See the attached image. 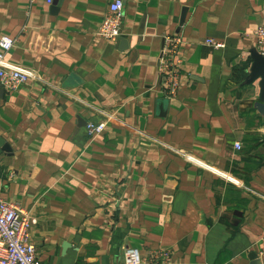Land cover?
I'll use <instances>...</instances> for the list:
<instances>
[{
	"label": "crops",
	"instance_id": "obj_1",
	"mask_svg": "<svg viewBox=\"0 0 264 264\" xmlns=\"http://www.w3.org/2000/svg\"><path fill=\"white\" fill-rule=\"evenodd\" d=\"M115 1L0 0L6 59L37 73L0 84V197L29 213L42 264H121L129 247L264 264V101L249 83L264 0H122L111 41L96 33ZM177 35L169 100L160 58Z\"/></svg>",
	"mask_w": 264,
	"mask_h": 264
},
{
	"label": "built area",
	"instance_id": "obj_2",
	"mask_svg": "<svg viewBox=\"0 0 264 264\" xmlns=\"http://www.w3.org/2000/svg\"><path fill=\"white\" fill-rule=\"evenodd\" d=\"M47 1L52 3L54 0ZM123 7L122 0H116L110 5L109 12L96 33L98 37L111 41L119 40L122 35ZM254 34L258 48L264 54V25L255 29ZM182 43L183 39L179 35L166 37L165 48L160 58L164 97L169 100L176 97L180 87L182 59L179 56V48ZM14 44L15 41L10 37L5 36L0 39V84L8 91L17 90L22 84L37 77L34 70L6 59V53ZM206 44L212 48L225 46L223 42L215 39H207ZM105 128V122L87 124L90 136L103 133ZM235 147L241 150L242 144L237 142ZM187 158L199 162L192 156ZM228 179L237 186H243V183L235 177ZM32 225L33 220L29 213L19 203L0 197V264H42L32 240ZM172 260V253L165 248L152 250L144 256L140 249L129 247L121 264H171Z\"/></svg>",
	"mask_w": 264,
	"mask_h": 264
},
{
	"label": "water",
	"instance_id": "obj_3",
	"mask_svg": "<svg viewBox=\"0 0 264 264\" xmlns=\"http://www.w3.org/2000/svg\"><path fill=\"white\" fill-rule=\"evenodd\" d=\"M252 58L254 61L251 67V78L249 79V83L261 77V100L264 101V54L260 53L258 50H254L252 52ZM165 105L166 99L159 100L161 115L165 113ZM251 264H262L256 253L251 255Z\"/></svg>",
	"mask_w": 264,
	"mask_h": 264
},
{
	"label": "trees",
	"instance_id": "obj_4",
	"mask_svg": "<svg viewBox=\"0 0 264 264\" xmlns=\"http://www.w3.org/2000/svg\"><path fill=\"white\" fill-rule=\"evenodd\" d=\"M255 165H257V164H255ZM250 170L251 168H250V166H249V168H248V166H247V170ZM239 192V191H238ZM238 192H236V195H237V197H238V199H236L237 200V202H238V208H240V209H243V208H245L246 207V199L245 198H241L240 197V193H238ZM239 200V201H238ZM236 219H239V221H240V218H238V216L236 217Z\"/></svg>",
	"mask_w": 264,
	"mask_h": 264
}]
</instances>
